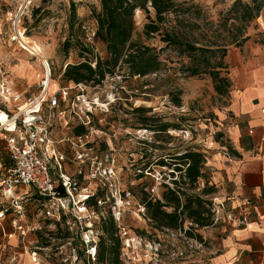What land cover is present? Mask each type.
<instances>
[{"label": "rangeland", "instance_id": "rangeland-1", "mask_svg": "<svg viewBox=\"0 0 264 264\" xmlns=\"http://www.w3.org/2000/svg\"><path fill=\"white\" fill-rule=\"evenodd\" d=\"M234 1L195 0L196 5L185 15L189 24L182 26L183 31L192 39H196L199 45L227 46L225 62L228 60V52L243 38L264 42V16L244 24L235 18L237 11L231 10ZM242 2L253 3V0ZM98 4L99 0H0V74L6 72L11 85L28 90V94L40 92L39 83L45 74V68L51 72L50 93L55 92L59 86L73 85L74 82H67L62 78L66 64L77 63L86 58L95 63L96 57L107 55L105 44L97 37H92L93 30L97 29L92 8ZM151 11L154 16V10ZM134 21L133 39L157 47L164 64L162 69L146 76L134 77L127 76L125 68L118 69L114 75H107L101 84L86 83L85 90L86 97L91 100H105L108 97L115 99L109 112L102 114L94 111L95 114L91 118L95 128L100 131L95 138L96 153L102 156L107 170L112 168L115 171L116 177L112 179L113 190L121 192L123 197L126 192L131 193L130 203L122 206L124 223L136 231L145 229L151 233V224L147 215L141 214L139 202L143 185L145 190L161 197L163 184L173 186L172 179L181 177L179 172L172 174L171 168L158 164H154L151 170L144 169L143 177L138 174H141L140 171L146 163L150 160L156 162L159 156L182 153L189 147L204 151L224 121L229 93L218 94L208 73L190 75L186 67L193 63V59L188 53L179 54L172 47L161 50L166 44L160 40L158 34L146 38L143 34L144 24L148 22L145 11H135ZM20 31L31 39L33 46L40 48L43 58H39L18 41L12 40L13 35L20 40ZM67 39L70 40L68 48L64 46ZM247 41L243 42L242 46ZM84 48L89 51L85 52ZM220 55L218 52L217 57L211 54L210 57L215 62ZM27 64L30 68L27 72L32 73L30 76L33 78L27 82L28 77L22 74L19 76L22 80H17V65L22 67ZM222 74H226V69H223ZM179 90L182 92L181 105H176L170 93ZM137 107L151 109L145 115L156 117L154 125L169 121L179 124L180 129L170 127L168 131L157 134L142 124L139 113L133 112ZM2 111L9 112L0 102V112ZM2 115L0 114V118ZM1 121L5 123L9 120L5 118ZM0 164H11L1 135ZM2 175L0 170V177ZM208 177L210 178V172ZM205 183L206 180L201 179L199 187L194 189L186 185V191L201 193ZM17 192L24 197V216L18 214L9 203L5 204L7 208L3 216H0V264H35L33 251H37L40 264H88V253H82V243H85L87 237L81 234L80 243L77 245L73 243L74 239L65 240L64 232L55 224L56 219L41 215L43 206L35 189L19 187ZM218 196L219 190L214 194L205 195L206 198L212 199L214 204L219 200L224 202V199H219ZM114 202L111 199L102 206L105 214ZM215 214L214 211V217ZM15 219L26 228L25 235L14 226ZM82 224L83 227L88 226V220L86 224L85 221ZM221 224L228 223L219 219L216 225ZM185 225L188 227L189 223L186 222ZM211 227L213 226L196 230L202 235L203 245L192 248L188 246V238L175 237L169 235V232H158L165 246L186 251L183 258L164 255L162 264H207V233ZM74 228L76 234L78 227ZM78 252H81V255Z\"/></svg>", "mask_w": 264, "mask_h": 264}, {"label": "trees", "instance_id": "trees-1", "mask_svg": "<svg viewBox=\"0 0 264 264\" xmlns=\"http://www.w3.org/2000/svg\"><path fill=\"white\" fill-rule=\"evenodd\" d=\"M194 1L99 0V5L92 8V13L97 25L96 37L105 44L107 55L106 57H96L95 63L86 58L77 63L66 64L62 78L67 82H74V84L92 83L97 85L101 84L107 75H114L118 69L125 68L129 77L146 76L160 71L164 64L160 59L161 55L157 47L133 39L135 11L143 10L148 18L143 30L146 38H152L158 34L160 40L166 44L161 50L172 47L179 54L188 53L192 57L193 63L186 67V71L190 75L208 73L212 77L217 93L228 94L232 82L229 77V63L224 61L227 56V46L199 45L196 39H192L182 29V26L186 27L189 24L185 15L196 5ZM72 7L75 10L74 3H72ZM151 9L154 10V16ZM231 10L237 11L236 19L248 24L255 18L264 16V0H253V3L235 0ZM247 40L248 37L243 38L236 44V47L242 46V43ZM64 46L67 48L70 46L69 39L64 42ZM84 51L88 52L89 50L84 48ZM218 52L221 53L220 58L213 62L210 54L217 57ZM223 69H226V74H222ZM181 93V90L170 93L171 99L176 105H181ZM150 110L146 107H137L133 109V112L139 113L142 117V124L150 127L157 134L168 131L170 127L180 129L179 124L169 121H162L160 124L154 125L156 117L145 115ZM85 131L84 126L74 129L75 134ZM206 162V153L202 149L189 147L182 153H168L167 156H159L156 162L150 160L145 164L140 171L141 174H138L139 177H143L144 169L151 170L154 164H158L171 168L173 171L170 173L172 174L176 171L179 172L181 178L172 179L173 186L164 183L161 197L145 190V185H143L139 202L145 208V214L151 224V233L145 229L138 230V233L149 239H158V232L182 231L186 236L202 242V235L198 234L196 230L217 224L213 211L214 201L206 198L205 195L216 193L218 188L208 177ZM201 179L206 180L201 193L194 194L186 191V185L192 189L199 187ZM58 190L60 195H66L63 185H60ZM38 196L41 197L39 194ZM104 196L105 190H98L87 200V204L97 211H101L102 207L98 205V200ZM69 220L72 224L74 223V218L71 215H63L60 220H55V224L61 232H64L65 240L74 239L73 243L77 245L81 240V231L78 227L75 234V228L71 230L67 223ZM186 222L189 223L188 227L185 225ZM76 226L78 225H74V227ZM94 230L98 232L96 262H93L91 256L88 255V264H125L121 257L122 245L112 208L94 225ZM82 244V253H87L85 243ZM78 253L81 255V252Z\"/></svg>", "mask_w": 264, "mask_h": 264}, {"label": "built area", "instance_id": "built-area-1", "mask_svg": "<svg viewBox=\"0 0 264 264\" xmlns=\"http://www.w3.org/2000/svg\"><path fill=\"white\" fill-rule=\"evenodd\" d=\"M19 22L20 16L17 27ZM92 37L96 38V30H93ZM12 40L21 43L16 35L12 36ZM0 75V102L9 111L2 112L12 125L10 128L6 127L0 118V135L5 141L11 161L8 166L0 164V170L3 172L0 177V216H3L7 208L5 204L8 203L18 214L24 216V201H22L24 197L17 192V189L31 187L41 195L40 201L43 206L41 215L56 220H60L63 215H71L74 218L73 224L70 220L67 223L71 230L76 224L80 231L83 229L81 234L87 237L85 241L87 253L92 261L96 262L98 232L94 230V225L105 213L103 210L97 211L89 206L87 200L98 190H105V196L98 200V205L102 207L111 199L115 201L111 208L121 240V257L125 263L162 264L164 255L185 257V250L168 248L163 244L160 235L158 239H149L123 221L122 206L130 203L131 193L126 192L123 197L121 192L113 190L112 179L116 174L114 169L107 170L104 167L102 156L96 153L95 138L100 131L95 128L91 119L95 114L94 111L102 114L109 112L115 99L110 97L105 100L88 99L86 83L61 86L50 93L47 86L51 72L46 70L40 80L41 89L38 94H28V90L13 87L6 72ZM99 121L101 122L102 118ZM56 126L73 130L72 136L69 139L56 140L54 137ZM78 126H84L86 131L75 134L74 129ZM60 142H68L70 154L58 147ZM68 162L77 165L78 172L75 176L71 177L64 173V165ZM94 184L97 186L95 187ZM60 185L65 187L66 195H60L58 190ZM215 204L213 210L216 213V222L223 219L232 226L248 222L247 214L240 211L226 212L222 203ZM140 207L141 214L145 216V208L142 205ZM87 220L88 224H86ZM83 221L88 226L83 227ZM14 226L25 235L26 228L21 222L15 219ZM165 232L175 237L188 238L187 243L191 248L203 245L202 242L186 236L182 231L166 230ZM32 253L35 264H40L37 251Z\"/></svg>", "mask_w": 264, "mask_h": 264}, {"label": "crops", "instance_id": "crops-1", "mask_svg": "<svg viewBox=\"0 0 264 264\" xmlns=\"http://www.w3.org/2000/svg\"><path fill=\"white\" fill-rule=\"evenodd\" d=\"M227 62L232 82L227 113L204 152L218 198L224 199L219 202L226 212L240 211L249 220L211 227L207 264H264V42L251 39L234 47ZM29 69L28 64L17 65L16 79L22 80L19 76L23 74L31 81ZM72 133L61 126L54 129L56 140L69 139ZM58 147L70 154L68 142ZM64 167L68 176L78 172L75 164L68 162Z\"/></svg>", "mask_w": 264, "mask_h": 264}, {"label": "bare ground", "instance_id": "bare-ground-1", "mask_svg": "<svg viewBox=\"0 0 264 264\" xmlns=\"http://www.w3.org/2000/svg\"><path fill=\"white\" fill-rule=\"evenodd\" d=\"M20 42L22 43L23 46H25V47H26L27 49H29L31 52H33L34 54L38 55L39 58H43V55H42V53H41V51H40V48L37 47V46H33V45L31 44V39L28 38L27 36H25V35L22 33V31H20ZM45 70H46V68H45ZM50 85H51V81H50V79H49V84H48V86H47V89L49 90V92L52 91L51 88H50ZM0 114H1V115L3 114L2 116H5V114H4L3 112H0ZM2 116H1V119L4 120V119L6 118V116H5V118L2 117ZM5 121H6V120H5ZM2 124L5 125L6 127H9V128H10V126H12L11 123H10V121L5 122V123H2Z\"/></svg>", "mask_w": 264, "mask_h": 264}]
</instances>
